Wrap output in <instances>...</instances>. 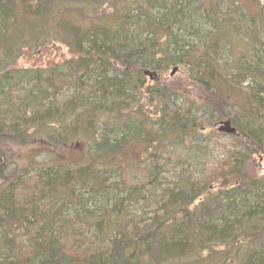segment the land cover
<instances>
[{
  "label": "trees",
  "instance_id": "16d2710c",
  "mask_svg": "<svg viewBox=\"0 0 264 264\" xmlns=\"http://www.w3.org/2000/svg\"><path fill=\"white\" fill-rule=\"evenodd\" d=\"M111 1L0 0V264H166L204 251L223 264H264V174L250 164L264 159V63L255 54L245 66L237 61L235 74L222 69L220 44L235 34L215 0H131L119 9ZM227 3L244 13L241 3ZM47 45L64 47L68 59L56 68H19L24 52ZM172 67L203 94L202 104L167 107L178 91L154 80ZM225 88L241 98L228 104ZM63 90L72 95L59 101ZM226 107L247 115L239 126L230 120L243 152L206 179L179 176L161 189L165 147L192 145L212 122L230 119ZM33 140L48 151L82 144L89 162L44 166L31 156L20 165L6 155L3 143ZM138 146V163L124 165L121 156ZM112 159L115 166H96ZM130 170L141 183L127 185ZM110 175L124 193L118 205L143 209L136 216L113 206L100 216L95 225L100 232L110 225L111 237L91 252L82 233L61 231L52 205L69 204L76 187L89 188L90 199L107 195Z\"/></svg>",
  "mask_w": 264,
  "mask_h": 264
},
{
  "label": "rangeland",
  "instance_id": "374dc122",
  "mask_svg": "<svg viewBox=\"0 0 264 264\" xmlns=\"http://www.w3.org/2000/svg\"><path fill=\"white\" fill-rule=\"evenodd\" d=\"M131 0H112L110 5L115 9H119ZM193 2L194 0H189ZM232 1V0H230ZM241 3L243 6V12L239 8L236 9L237 5H230L227 0H215L218 3L220 11H224L225 19H228V26L232 33L235 34L226 43L220 44L221 56L219 58V65L228 74H235L236 71L233 66L236 65L237 61L240 62V66H245L248 61L251 60L252 56H256L264 63V32L261 28H264V0H233ZM109 7L104 8L103 14H109L107 10ZM245 14L248 18L247 21L242 19L239 14ZM258 15L261 17L254 23L249 21V17L257 18ZM257 16V17H256ZM221 17V18H222ZM260 25H257L259 24ZM249 33H252L250 36ZM36 50L37 53L33 51L24 52V55L18 60L19 68L30 69V68H40L49 69L56 68L63 64L66 59H68L66 49L58 45H47ZM35 50V51H36ZM42 52V55L39 53ZM57 58H54V57ZM245 57V58H244ZM247 57V58H246ZM49 63V66L46 64ZM60 63V64H57ZM50 64H54L53 66ZM249 64V63H248ZM250 65V64H249ZM177 69L176 72L171 76L173 69ZM154 76H157L154 74ZM152 75L150 78L154 79ZM156 79V77H155ZM160 85H166L173 87L178 91L177 96L171 98L167 104V107L171 110L177 108H183L186 106V99L191 100L197 104H202L203 94L192 86L182 69L177 67L169 68L166 72L158 73L157 80ZM147 82L148 79H147ZM248 84L243 82L241 87L244 88ZM63 97L60 100H67L71 97L72 92L62 91ZM224 97H228L226 102L228 104L234 103L241 98L240 93L228 88L223 91ZM204 103V102H203ZM230 115L229 121L237 123L239 126L244 122L247 117L245 113H240L238 108L226 107ZM231 109V110H230ZM194 118H199L202 121L208 119L204 113L200 111L192 112ZM226 120L219 122H212V125L206 127L205 131L199 132L200 139L194 141L193 144H168L165 147V151L161 156V160L157 163L161 165V175L160 181L161 189H171L173 185L177 182L179 176H191L195 179L203 180L209 177V172H213L218 169L217 166L226 161L232 153H241L243 150L240 147L237 148L236 140L232 139L230 135L225 133H220L217 130L221 127L222 123ZM231 127L236 130V136L238 134V128L231 123ZM5 147V153L9 158L14 159L13 161L18 164H22L25 159L31 156H36V161L42 163L44 166H60L73 164L76 166H83L89 162L86 157V153L83 149V145L79 144L77 146H72L69 148H57L51 149V151L45 150L42 144L36 141H30L25 145L3 143ZM143 152L142 147L138 146L136 149H132L128 154L121 156V159L126 162L124 165L136 164L138 163L139 156ZM145 156H142L144 158ZM145 159V158H144ZM117 159H112L108 161H103L101 164H97V167H108L115 166ZM251 168L257 173L258 176L264 174V159L253 157L251 161ZM214 171V173H215ZM108 181L104 184L105 189H107V195L105 194H93L90 199V189H79L74 188L73 199L70 203H65L62 207V203L52 205V213L58 215L60 223L64 222V227L61 231H64L66 236H79L82 233V239L87 240L86 248L92 250H99L107 246L105 240L111 237L112 228L106 223L102 224L103 230L100 232L98 227L95 225L96 221L102 216L105 220L113 206L115 210L121 213H129L131 215H138L143 209L141 204L138 205H128L123 206L118 205L120 200L123 199L124 193L120 192V179L116 178L114 175H110ZM107 177V176H105ZM125 180L128 186H133L139 184L142 181V175L134 171L126 172ZM127 186V187H128ZM157 191L156 194H159ZM151 208L153 204L149 203ZM143 205V204H142ZM21 243L25 246V240ZM225 258V257H223ZM224 260L215 257L207 258V252L204 251L200 254V258H188L183 261L169 262L166 264H223Z\"/></svg>",
  "mask_w": 264,
  "mask_h": 264
},
{
  "label": "water",
  "instance_id": "95a60500",
  "mask_svg": "<svg viewBox=\"0 0 264 264\" xmlns=\"http://www.w3.org/2000/svg\"><path fill=\"white\" fill-rule=\"evenodd\" d=\"M54 58H57V57L55 56ZM57 64H60V63H57ZM46 65L49 66V63H47ZM50 65L53 66L54 64H50ZM176 70H177L176 68L172 70L171 76L176 72ZM217 131L220 133H225L230 136H233L236 134L235 129L231 127V123L229 121H225L224 123H222L221 127Z\"/></svg>",
  "mask_w": 264,
  "mask_h": 264
},
{
  "label": "bare ground",
  "instance_id": "6f19581e",
  "mask_svg": "<svg viewBox=\"0 0 264 264\" xmlns=\"http://www.w3.org/2000/svg\"><path fill=\"white\" fill-rule=\"evenodd\" d=\"M226 121H229V120H226ZM230 122V121H229Z\"/></svg>",
  "mask_w": 264,
  "mask_h": 264
}]
</instances>
